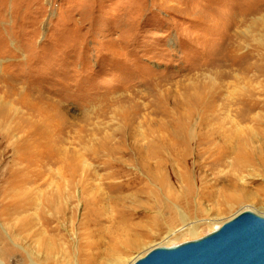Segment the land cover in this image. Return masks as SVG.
<instances>
[{
  "label": "rangeland",
  "instance_id": "374dc122",
  "mask_svg": "<svg viewBox=\"0 0 264 264\" xmlns=\"http://www.w3.org/2000/svg\"><path fill=\"white\" fill-rule=\"evenodd\" d=\"M263 68L264 0H0V264H133L243 212L264 216L263 126H247L238 170L233 156L214 175L199 171L191 145L175 170L163 167L180 198L145 180L137 151L193 129L212 98ZM110 164L125 165L120 197L135 222L160 224L115 257L95 247L82 188L63 186L86 175L101 186ZM128 186L158 196L140 207Z\"/></svg>",
  "mask_w": 264,
  "mask_h": 264
},
{
  "label": "bare ground",
  "instance_id": "6f19581e",
  "mask_svg": "<svg viewBox=\"0 0 264 264\" xmlns=\"http://www.w3.org/2000/svg\"><path fill=\"white\" fill-rule=\"evenodd\" d=\"M259 70L260 71H258V75L253 77L254 79L244 80V83L243 81L241 82L243 83L241 87H238L237 84L235 87L233 86L234 88L232 91L227 90V93L230 94L226 95L227 97L223 98V96L217 95L212 98L208 107L206 108V111H204L205 113L201 114V116L196 119L197 122L194 124L195 127L193 129H190V127L184 125L174 127V130L172 129L171 131L165 130L164 133H167L168 136H165V139L158 141V150L155 147H150L148 149H145L144 147L139 148L137 150L138 155L141 157V159H143L142 161L144 163L140 167L135 163L132 164L136 165L144 172V176H146L145 180L154 182L156 184L155 186H157L159 182L162 183V186L168 193V198H180L181 195L176 194L173 189H171L163 180L164 178L162 176H158V172L161 173L163 167H166L169 164H172L175 170L177 168L176 166L179 165L177 163L178 159L182 161L183 157L188 156L190 145L194 146V166H196L199 171H204L205 174L208 172L212 173L213 175L214 173H218V170L227 167L228 161L233 156V164L235 167L237 166V170L239 166L241 168V164L243 162L247 160L249 161L248 155V159H245L243 146L246 147L248 141L252 139L250 137H252L251 133L254 131V129L253 127L250 128L247 126L257 125L263 126L262 128H264V114L262 113V111H264V68ZM228 89H230V86H228ZM247 163L248 162H246V164ZM116 167L118 168L115 169ZM124 168L125 165L120 164H110L108 166H103L102 170H112L111 172H108L102 176L105 180V183L98 187L95 186L96 184L93 185L96 181L89 185V179L87 181L88 185L85 184L87 178L86 176L88 175L80 176L79 179H75L77 177H70V179L64 180L63 183V186L66 187L67 192L73 190L76 185H79V188H82V194L87 196L88 201H85V206H87L90 210L88 209L89 212H87L89 213L87 216V223L89 224L86 223L85 225L88 227H95L100 231V233L97 232V244H95V247H97L100 252H103L101 253L102 255L108 257H115L118 255L120 256L118 253L120 251L122 252L124 248L138 245L142 240L150 236L149 231H158V228L160 227L158 218L155 217L149 219L144 218L136 223L135 216L137 213H134L132 210H128L125 207V198L120 197L122 195L121 192L124 193L122 188L124 187L125 181H122L119 178L122 173H125ZM236 169L235 171H237ZM82 170L83 172H86V169ZM234 174L236 173L234 172ZM140 183L142 184L143 182L140 180L139 185ZM188 183L187 186L190 184ZM152 189L153 188L148 186L127 187L128 191H132L136 195L143 196L140 198V200L139 198H136V200L135 197L134 199H130L135 205L140 207L145 204L141 200L142 198L145 199V197L147 198L148 195H157L156 191ZM188 191H190V188H188ZM67 192L65 195L69 197L71 193L68 194ZM158 202H160V200ZM118 207L125 208L122 209V211H116V208ZM90 219H92V221ZM184 220L185 216L183 218V221ZM186 224L183 225V228H181L180 231L189 230L193 232L195 226L191 225L186 227ZM174 232L175 231H171L172 234ZM105 238L108 240V242H105Z\"/></svg>",
  "mask_w": 264,
  "mask_h": 264
},
{
  "label": "water",
  "instance_id": "95a60500",
  "mask_svg": "<svg viewBox=\"0 0 264 264\" xmlns=\"http://www.w3.org/2000/svg\"><path fill=\"white\" fill-rule=\"evenodd\" d=\"M133 264H264V216L243 212L202 238L154 248Z\"/></svg>",
  "mask_w": 264,
  "mask_h": 264
}]
</instances>
